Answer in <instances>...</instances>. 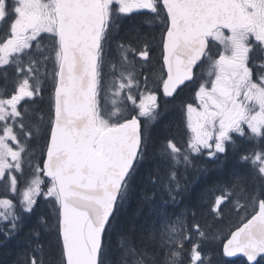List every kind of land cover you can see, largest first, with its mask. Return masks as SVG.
<instances>
[{
    "label": "snow or ice",
    "instance_id": "1",
    "mask_svg": "<svg viewBox=\"0 0 264 264\" xmlns=\"http://www.w3.org/2000/svg\"><path fill=\"white\" fill-rule=\"evenodd\" d=\"M145 10L151 14L147 23L163 25L160 78L166 97L194 81L195 69L207 62L195 102L186 105V149L169 140L162 155L171 161L170 174L162 179L148 173V182L167 194L159 203L142 188L148 148L142 118L145 123L157 118V95L140 92L137 103L133 89L139 91L140 81L135 61L128 58L134 53L147 61L149 37L137 33L142 48L120 41L119 75L106 85L104 73L106 49L118 36L122 18ZM0 25V67L14 66L17 73L12 94L0 95V180H6L5 189L10 187L13 194L18 191L14 173H23L22 153L27 152V140L21 143L19 135L30 138L40 132L39 123L26 130L29 109L22 112L17 106L42 94V77L53 81L42 167L36 164L18 205L0 199V232L5 237L19 230L22 213H32L37 198L44 196L54 200L51 230L56 233L58 264H205L201 241L207 233L195 221V212V242L187 226L189 209L170 212L182 190L175 169L205 154L218 160L241 137L260 145L242 157L251 161L260 191H250L246 181L217 189L211 213L221 216L222 206L233 197L237 211L250 206V218L223 242V256L264 264V0H0ZM101 91L111 92L110 109L101 102ZM138 195L134 215L148 207L150 221L139 229L125 217ZM41 227L49 230L48 218L40 217L31 235L38 237ZM186 242L192 243L190 249ZM33 243L32 259L26 257L23 264H45L42 255H35L43 253V246Z\"/></svg>",
    "mask_w": 264,
    "mask_h": 264
},
{
    "label": "trees",
    "instance_id": "2",
    "mask_svg": "<svg viewBox=\"0 0 264 264\" xmlns=\"http://www.w3.org/2000/svg\"><path fill=\"white\" fill-rule=\"evenodd\" d=\"M151 18L145 13L132 14L129 17L122 18L119 34L115 38V41L110 43L106 51L115 49L117 50L112 59L106 56L108 63L105 64L104 69L107 71L110 63H115L118 60L119 51L113 46L123 41L127 44L129 41L138 46L136 35L139 33L141 36L147 35L150 42L154 44L159 43L160 35L156 32L157 27L155 23H147L146 21ZM3 26L0 25V28ZM2 35V32H0ZM155 37V39H152ZM39 58V53L36 54ZM27 58H25V61ZM112 60V61H111ZM48 69L51 70V64L48 65ZM7 73V80L4 79V73ZM154 74V72H153ZM155 75V74H154ZM191 83L185 85L173 98L168 100L170 103L169 108L174 111L177 122L173 123L174 129L165 131L155 130L147 127V124L142 122L144 131L147 136V161L142 170L143 172V190L147 196L152 197L155 194V199L159 203L161 197L168 199L166 192L160 190L159 186L153 187L148 182V173H153V178L159 175L162 179H166L172 170L170 168L171 161L162 155V149L166 148L167 142L172 140L181 149H186L187 138L186 132L183 130L179 115L180 105L193 102L192 98V86L194 85L197 77ZM138 77V76H137ZM154 77V76H153ZM17 73L14 66L7 68L0 67V95L5 97L10 96L14 91L16 85ZM42 84V94L34 97L32 100L26 99L20 106V110L23 112L25 108L29 109L28 115L25 116L26 130L30 126H34L39 120V115L43 113L46 115L45 120L49 123L50 118V105L49 97L51 95L53 81L51 79H45ZM160 81V77H158ZM32 83H35L32 81ZM108 83V82H107ZM106 83V85H107ZM158 89V88H156ZM156 89H154L156 91ZM104 92V91H103ZM101 91V102L104 99V94ZM166 105V104H165ZM47 113V114H46ZM31 114L30 124L28 122L29 115ZM166 125V124H165ZM24 135V134H23ZM36 133L30 138H23L25 142L27 140V155L25 159L24 172L28 169L35 167L37 163L42 164L43 151L46 148V144L41 150V153L37 156L33 152V143ZM235 145H228V150L225 154H221L218 160H209L205 155L196 156L193 158V164L185 167L184 164H180L175 169L177 171L178 180L182 186V190L179 195L176 196V203L170 204V212L179 214L184 209H189L187 226L191 229L193 224L192 212H195V221L199 222L201 230L207 233V238L201 241V251L206 257L205 264H247L242 258L230 259L223 256L222 244L228 237L231 231L245 221L252 213V209L249 206L246 210L237 211L235 208V197L231 203H225L222 206V215L214 216L211 213V203L214 201L215 196L220 192L217 189H230L234 183L247 182V186L251 191L253 188L255 191H260V185L253 180L254 169L251 161H245L242 159L245 155H250L257 151L256 141H249L247 138L236 137ZM28 160H31V167L28 166ZM21 181V179H19ZM175 187V185H173ZM4 196V195H2ZM9 198L14 197L8 193ZM141 196L138 195L125 209V217L130 222L134 221L136 227L139 229L150 223L149 208L145 207L143 214L135 216ZM15 200V199H14ZM54 200H46L44 196L37 198V204L34 206L32 213H22L23 221L19 230L10 237H5L0 232V264H23L24 259L27 257L29 262L34 254L35 244L33 241H38L43 246V253L35 252L37 257L42 255L45 260V264H58L59 249L56 240V233L51 230V224L54 220L52 205ZM240 204H245V200L241 199ZM19 211V208L17 209ZM40 217H46L49 220V230L39 228V236L31 235V232L36 228ZM2 227V225H0ZM193 242L197 239V234L194 229ZM186 248L190 249L192 243L186 242ZM112 247H116V239L113 238Z\"/></svg>",
    "mask_w": 264,
    "mask_h": 264
},
{
    "label": "rangeland",
    "instance_id": "3",
    "mask_svg": "<svg viewBox=\"0 0 264 264\" xmlns=\"http://www.w3.org/2000/svg\"><path fill=\"white\" fill-rule=\"evenodd\" d=\"M136 57H138L139 59L136 60ZM128 58H129V60H134L135 61V70L139 71V72H142V70L144 69V66H143L144 63L142 62V59L137 54H134V53H129L128 54ZM51 67H53L52 64H51ZM120 68H121V58H120V61H119L118 65L115 67V69H113L111 64L108 66L107 71L104 69L105 82L106 83L110 82L113 75H117L118 76L119 75V71L118 70ZM204 73H205V71H203V73L202 72L199 73L200 75L197 77L194 85L192 86L193 102H188V103H194L195 102V91L199 87V83L202 82L204 78H206V77H204ZM201 74H202V77H200ZM153 76H154V74H151V73H149L148 76H145V77H143L142 75H138L137 78L140 81V89H139V91H137L136 89H133V93L137 97V103L139 102L140 92H145V94H146L147 91L153 92L154 89L160 88L162 86V80L158 81V77H156V76L153 77ZM145 79H147V89H145V87H144ZM15 87H16V85H15ZM15 87H14V89H15ZM103 94L107 95V100H105V96H104V99H103L102 103H107V106L110 109L112 107L111 100L113 99V97L111 95V92L105 93V91H104ZM26 99L27 98H25V100ZM116 99L119 102V98H116ZM125 100H126V96H125ZM24 101H21L20 105L17 106L19 110H20V106L22 105V103ZM169 103L170 102L167 101V102H165L166 105L165 104L164 105H158V108H157L158 115H157V118L154 121L147 122V123L144 122V124H147L148 129L152 128V129H155V130L157 129L159 131H161L162 129H164L165 131H168L171 128L174 129L173 123H175V121L177 122L178 118L176 116H174V112H173L174 110L172 108H169V105H168ZM188 103H185L182 106L180 105V107H181L180 108V112L177 113V116L179 115V119L181 121V125L183 127V130L186 132L187 140H188V138L190 136V132H189V130L187 128V118H186V105ZM157 104H158V100H157ZM128 108H129V110L132 109V105H131L130 102H128ZM31 117L32 116L30 114L29 118H28L29 124H30V121H32ZM45 117H46V115H44L43 113H41L39 115V120L40 121H38L37 123H39L40 132L38 134H36V136L34 138V141H32V143L34 145L33 152L37 156L41 153V150L44 147V145L46 144L47 138H48V123L46 122ZM37 123H35V125ZM16 130L19 132L18 128ZM23 138H25V136L23 135V133H20L19 139H20L21 143H24ZM45 149L46 148H44L43 154L45 152ZM258 150H260V146H257V151ZM22 156L24 157V161H25L26 157H28L27 152L26 153H22ZM34 170H35V167H32V168L28 169L27 172L23 171L22 174L21 173H14L18 177V191H17V193L13 194L11 192L10 187H9V188H7V193L11 194L14 197L15 200L13 198H9V199H12L15 204H17V205L19 204L20 193L27 186L28 181L31 179V177L34 174ZM19 179H21V181ZM44 179H45V181H47L46 178H44ZM1 183H4V187H5L6 180H0V184ZM42 187H43V190L46 191L47 190V183H45V185H43ZM3 198H5V197H3ZM204 257H205V255H204ZM205 261H206V257H205Z\"/></svg>",
    "mask_w": 264,
    "mask_h": 264
},
{
    "label": "flooded vegetation",
    "instance_id": "4",
    "mask_svg": "<svg viewBox=\"0 0 264 264\" xmlns=\"http://www.w3.org/2000/svg\"><path fill=\"white\" fill-rule=\"evenodd\" d=\"M138 13H145L147 16H149L151 18V14L148 13L146 10L142 11V12H138ZM138 13H133V14H138ZM155 26H158L156 32L158 33V35H161V31H162L163 25H161L159 23H155ZM114 41H115V39L113 40V42ZM132 45L137 47V48H142L143 47L142 43L140 45H138V46L134 45V43H132ZM113 46L116 48L117 45L113 44ZM110 47H112V46L110 45ZM149 47L151 49L150 58L147 61L142 60V62L144 63L143 64L144 69L142 70V72H139V71H136V70H135V72H136L137 76L138 75H142L143 77L148 76L149 73L153 74V72H154V74H155L154 77L155 76L156 77H160V74H161V71H162V66H163V63H162V45H160L159 43L154 44V42H150L149 41ZM116 51L117 50H115V49L107 51V56H109L112 59V56H113V54ZM118 54L120 55V53H118ZM254 58H258V54H254ZM138 59L139 58L136 57V60H138ZM206 68H207V62H205L204 64L200 65L198 68L195 69L196 75L199 74L200 72L203 73V71H206ZM107 69H108V67H107ZM200 77H202V74H201ZM161 80L162 79L160 78V81ZM153 92L157 95L158 105H164L165 102H167L168 100H173V98L177 95V93H179V92H177L172 97H166L163 94L162 86L160 88L156 89V91L154 90ZM142 122H143V119H142ZM2 195H4V196H2ZM3 197L9 198L7 190L4 187V183H1L0 184V199L3 198Z\"/></svg>",
    "mask_w": 264,
    "mask_h": 264
},
{
    "label": "water",
    "instance_id": "5",
    "mask_svg": "<svg viewBox=\"0 0 264 264\" xmlns=\"http://www.w3.org/2000/svg\"><path fill=\"white\" fill-rule=\"evenodd\" d=\"M162 63H163V58H162ZM165 75H166V70H165ZM188 83H190V82H186V84H188ZM186 84H185V85H186ZM185 85H183V86H185ZM183 86H181V88H182ZM181 88H180V89H181ZM162 91H163V84H162ZM178 91H179V89H178ZM178 91H177V92H178ZM175 94H176V93H175ZM175 94H174V95H175ZM174 95H173V96H174ZM45 152H46V150H45ZM248 218H250V216H249ZM243 222H246V220L243 221ZM243 222H242V223H243ZM242 223H241V224H242ZM241 224H240V225H241ZM240 225H239V226H240ZM234 230H235V229H234ZM234 230H233V231H234ZM230 233H231V232H230ZM229 235H230V234H229ZM229 235H228V236H229ZM224 241H225V240H224ZM224 241H223V242H224ZM222 250H223V244H222ZM236 258H242V259H244V260L246 261V258L239 257V256H238V257H232V258H230V259H236ZM258 259H259V258H258Z\"/></svg>",
    "mask_w": 264,
    "mask_h": 264
}]
</instances>
